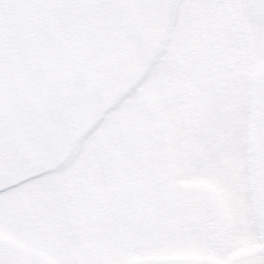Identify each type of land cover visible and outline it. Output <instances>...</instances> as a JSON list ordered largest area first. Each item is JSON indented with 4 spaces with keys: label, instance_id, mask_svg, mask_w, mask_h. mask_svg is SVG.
<instances>
[{
    "label": "snow or ice",
    "instance_id": "1",
    "mask_svg": "<svg viewBox=\"0 0 264 264\" xmlns=\"http://www.w3.org/2000/svg\"><path fill=\"white\" fill-rule=\"evenodd\" d=\"M0 264H264V0H0Z\"/></svg>",
    "mask_w": 264,
    "mask_h": 264
}]
</instances>
